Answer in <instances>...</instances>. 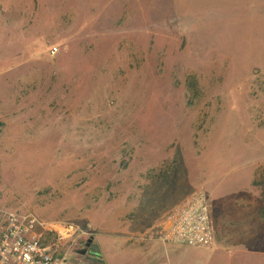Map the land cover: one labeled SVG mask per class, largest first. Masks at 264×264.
Listing matches in <instances>:
<instances>
[{
    "label": "rangeland",
    "instance_id": "374dc122",
    "mask_svg": "<svg viewBox=\"0 0 264 264\" xmlns=\"http://www.w3.org/2000/svg\"><path fill=\"white\" fill-rule=\"evenodd\" d=\"M263 175L264 0H0V211L44 222L57 256L264 264L240 251L264 236L159 239L195 189L215 229Z\"/></svg>",
    "mask_w": 264,
    "mask_h": 264
},
{
    "label": "built area",
    "instance_id": "2783aa9c",
    "mask_svg": "<svg viewBox=\"0 0 264 264\" xmlns=\"http://www.w3.org/2000/svg\"><path fill=\"white\" fill-rule=\"evenodd\" d=\"M55 47L50 48L54 54ZM45 223L29 213L0 211V264H72L47 242ZM163 243L212 247L214 234L205 192L195 189L167 213L159 233Z\"/></svg>",
    "mask_w": 264,
    "mask_h": 264
},
{
    "label": "crops",
    "instance_id": "0c3cea01",
    "mask_svg": "<svg viewBox=\"0 0 264 264\" xmlns=\"http://www.w3.org/2000/svg\"><path fill=\"white\" fill-rule=\"evenodd\" d=\"M254 184V183H253ZM259 192V191H258ZM260 199H257L255 203L246 200V204H251L250 206L243 207V199H227L229 204L228 210L225 213L216 214L214 216V224L215 229H213V234L215 238L221 234L222 236L226 235L227 237L237 234L242 235L248 233L252 237H263L264 236V218L260 217V209L262 207V199H261V190H260ZM220 200V199H219ZM242 206V207H241ZM247 211H253V219L254 223L252 226L247 225L245 222L247 216ZM234 233V234H233ZM262 242V241H261ZM260 242V243H261ZM165 244L163 245V247ZM264 245H253L251 247L242 248L241 254H258L259 259H264ZM155 250V249H152ZM166 251V249H164ZM245 256V255H244ZM242 256V257H244ZM247 261V260H246ZM148 264H153L152 262H148Z\"/></svg>",
    "mask_w": 264,
    "mask_h": 264
},
{
    "label": "trees",
    "instance_id": "16d2710c",
    "mask_svg": "<svg viewBox=\"0 0 264 264\" xmlns=\"http://www.w3.org/2000/svg\"><path fill=\"white\" fill-rule=\"evenodd\" d=\"M254 185H258L261 188L260 190H261L262 207L260 209V217L264 218V175L262 176L261 180L254 182Z\"/></svg>",
    "mask_w": 264,
    "mask_h": 264
},
{
    "label": "flooded vegetation",
    "instance_id": "af4514ba",
    "mask_svg": "<svg viewBox=\"0 0 264 264\" xmlns=\"http://www.w3.org/2000/svg\"><path fill=\"white\" fill-rule=\"evenodd\" d=\"M92 241H93V239H92ZM92 241L88 246L84 247V249L81 250L82 254H86V253L90 254V255H87L88 259L89 258H96V256H99L98 250H92L91 249V245H93Z\"/></svg>",
    "mask_w": 264,
    "mask_h": 264
},
{
    "label": "water",
    "instance_id": "95a60500",
    "mask_svg": "<svg viewBox=\"0 0 264 264\" xmlns=\"http://www.w3.org/2000/svg\"><path fill=\"white\" fill-rule=\"evenodd\" d=\"M92 241V237L88 238L87 241L84 243V246H88ZM91 249L92 250H98V247L96 245H91ZM80 253H82V251H80Z\"/></svg>",
    "mask_w": 264,
    "mask_h": 264
}]
</instances>
